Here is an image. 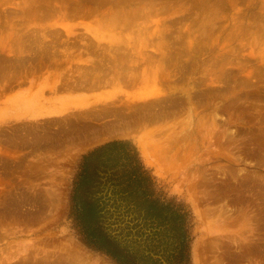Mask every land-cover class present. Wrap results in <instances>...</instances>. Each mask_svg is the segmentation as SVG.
<instances>
[{
	"label": "rangeland",
	"instance_id": "obj_1",
	"mask_svg": "<svg viewBox=\"0 0 264 264\" xmlns=\"http://www.w3.org/2000/svg\"><path fill=\"white\" fill-rule=\"evenodd\" d=\"M123 139L190 210L191 264H264V0H0V264H113L68 211Z\"/></svg>",
	"mask_w": 264,
	"mask_h": 264
},
{
	"label": "trees",
	"instance_id": "obj_2",
	"mask_svg": "<svg viewBox=\"0 0 264 264\" xmlns=\"http://www.w3.org/2000/svg\"><path fill=\"white\" fill-rule=\"evenodd\" d=\"M68 219L81 242L113 264H191L192 214L157 188L130 140L82 155Z\"/></svg>",
	"mask_w": 264,
	"mask_h": 264
}]
</instances>
